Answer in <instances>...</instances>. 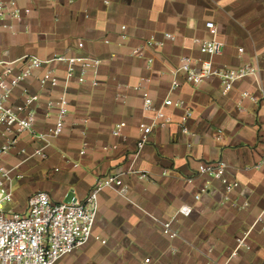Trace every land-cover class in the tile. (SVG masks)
<instances>
[{
    "label": "crops",
    "instance_id": "obj_1",
    "mask_svg": "<svg viewBox=\"0 0 264 264\" xmlns=\"http://www.w3.org/2000/svg\"><path fill=\"white\" fill-rule=\"evenodd\" d=\"M15 1L31 13L15 25V35L0 31V62L83 55L103 65L96 89L72 83L66 126L48 149V159L29 160L14 171L9 210L25 212L28 199L39 191L56 203L83 201L97 179L112 173L130 187L132 203L109 189L99 194L94 238L59 264H264V166L256 168L264 155V0ZM209 23L217 28L215 35ZM164 34L175 40L147 51L153 63L130 55L152 36L161 40ZM195 40L224 44L213 58L214 68L237 70L249 64L258 68L257 75L237 82L227 96L218 77L196 87L179 75V87L171 91L181 57L206 59ZM43 72H35L11 100L19 111L25 87L41 96L38 134L54 125L46 105L62 93L61 87L41 90ZM138 86L141 91L135 90ZM244 93L250 98L243 99ZM143 94L158 108L168 98L185 107H166L172 123L156 129L139 150V126L153 116L143 112ZM120 123L126 127L116 137L112 131ZM183 124L189 135L182 132ZM19 147L33 152L40 143L26 136ZM22 160L15 152L0 164L14 168ZM219 161L228 165L226 177L239 183L229 196L221 182L197 175L200 164ZM138 171L146 172L148 180L140 179ZM181 208L192 212L178 214ZM171 220L177 238L165 233L163 224ZM245 236L251 250L242 248L231 258L237 240Z\"/></svg>",
    "mask_w": 264,
    "mask_h": 264
},
{
    "label": "built area",
    "instance_id": "obj_2",
    "mask_svg": "<svg viewBox=\"0 0 264 264\" xmlns=\"http://www.w3.org/2000/svg\"><path fill=\"white\" fill-rule=\"evenodd\" d=\"M30 13V9L21 8L15 0H0V31H9L15 35V25ZM207 27L211 34L217 33L214 24L209 23ZM174 40L175 36L172 34H164L161 40L152 36L144 45L133 48L130 55L146 59L151 64L153 59L146 58L147 51L163 48L167 42ZM195 44L199 46L200 53L206 59L181 57L179 66L173 73L171 91L178 89L177 76L179 75L196 87L212 77H218L222 85V95L227 96L237 82L255 77L258 73V68L249 64L237 70L216 69L213 65V58L222 53L224 44L217 40H195ZM240 52L243 50L240 49ZM19 64L21 67L15 68V65ZM102 65L101 59L83 55H55L49 60L25 56L12 62H0V66L4 68L0 72V162L11 157L15 152L23 158L21 163L14 168H7L0 164V264H59L64 258L84 247L94 238L93 230L100 208L99 194L102 191L112 190L122 199L132 203L129 197L130 187L123 181L121 175L112 173L97 179L92 191L83 201L74 199L68 203H56L52 201L48 193L39 191L28 199L25 212L18 213L3 209L4 204H10L14 200L12 190L14 171L29 160L37 158L45 161L48 159V149L53 141L63 134L70 113L68 94L72 83L77 82L79 85L96 89L100 85ZM43 69V75L38 78L41 90L52 91L61 87L62 93L57 99L49 100L46 105L47 117L55 116L54 125L45 133L38 134L36 106L41 101V96L25 87L22 92L23 107L19 111L11 105V100L22 84L28 82L35 72ZM135 90L141 91V87L138 86ZM241 97L250 98L247 93L242 94ZM166 107L184 109L185 103L174 102L168 98L163 106L158 108L147 94H143V112L153 116L150 118V123L143 122L139 126L140 140L137 144L139 150L149 142L150 136L156 129L167 128L172 123L171 117L165 112ZM185 115L188 119L191 117V112L186 110ZM125 127V123L117 124L112 134L116 137L120 136ZM182 132L185 135L190 134L185 124L182 125ZM81 135L86 139L85 131ZM26 136L39 142L40 147L33 152L20 148V142ZM86 148L87 144L84 143L82 154L86 153ZM263 166L264 155L256 168L260 169ZM227 169L228 165L224 161L202 163L198 167L197 175L221 182L226 196H229L239 187V183L230 181L226 177ZM134 173L139 175L140 179L148 180L146 172ZM188 182L192 183L193 180L190 179ZM196 200L199 201L200 196H196ZM191 212V209L181 208L178 214L189 216ZM261 221L262 217L258 218L256 224ZM172 224L173 220L163 224L165 233L171 238H177L179 234L172 229ZM246 240V236L237 240V248L231 258L236 257L242 248L251 250Z\"/></svg>",
    "mask_w": 264,
    "mask_h": 264
},
{
    "label": "rangeland",
    "instance_id": "obj_3",
    "mask_svg": "<svg viewBox=\"0 0 264 264\" xmlns=\"http://www.w3.org/2000/svg\"><path fill=\"white\" fill-rule=\"evenodd\" d=\"M12 205L9 204H4L3 209L4 210H9L11 208Z\"/></svg>",
    "mask_w": 264,
    "mask_h": 264
}]
</instances>
